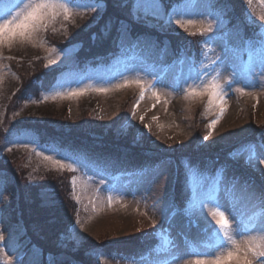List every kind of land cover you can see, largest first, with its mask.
I'll return each instance as SVG.
<instances>
[{
	"label": "rangeland",
	"instance_id": "1",
	"mask_svg": "<svg viewBox=\"0 0 264 264\" xmlns=\"http://www.w3.org/2000/svg\"><path fill=\"white\" fill-rule=\"evenodd\" d=\"M90 2L91 0H78L82 6ZM161 3L162 15H166L167 7L162 0ZM176 4H171V7L173 8ZM251 6L253 10L251 12L250 7V15L247 16L245 12L243 15L247 19L249 17L252 19L254 16L256 22H252L253 24H264V21H259V16L264 15V4L261 3V0H252ZM189 11L204 13L205 15L200 19L205 24L208 20H212L213 25L212 32L204 35L205 39L202 41V45L200 44L206 56L203 60L201 57L202 64L200 60L197 70L193 67L190 68L186 61L181 65L179 61H175V64L170 66H158L139 59H123L114 62L109 67H98L87 71L75 69L78 66L76 63L77 54L82 49V45L63 48L51 45L46 42L42 32L32 42H16L10 47L0 48V127L4 126L7 119L11 121L27 118L40 120L50 114L53 117H45V119L53 121L59 119L57 122L59 124L66 121L84 123L88 116L83 111L85 107L91 106L99 116L97 125L99 124L100 128L122 132H129L133 128L138 130L133 135L138 136L139 140L151 139L157 148L163 146L166 151L170 149L167 153L188 151L192 148L195 135L197 136L196 130H201L205 126L198 127L196 113H201L206 118V128L218 118L219 113L216 109L207 110V95L191 98L187 97V92L183 89L198 87L199 81L195 79L197 71L204 73L202 78L207 80L210 75L215 74L212 72V69L216 67L214 62L223 61L224 63L216 69L221 73V84L227 87L229 80H238L240 82L236 84V88H244V92L250 94H241L235 88L227 91L225 114L215 129L211 130L209 139L202 138L203 146L212 149L216 146L231 144L235 146L236 144L237 148H240L246 141L252 139L247 136L252 125L251 116L253 122L264 123V87L249 86L259 85L264 80L260 76L262 71L259 67L260 50L254 48L255 50L249 53L247 59L244 60L241 54L242 46L239 42L241 37H237L235 42L231 41L233 36L229 30L228 16H222L224 27H219L213 17L220 16L221 11L213 8L211 0H192ZM96 13L98 14V12H93L92 15ZM251 13L253 14L251 15ZM88 15L90 13L81 12L74 15L68 22L83 27L88 22ZM238 15L241 19H245L240 12ZM62 23L64 21L58 20L49 27L58 30ZM246 26L245 23H241L240 30ZM188 32L199 34L200 27H190ZM13 53L14 57L27 56L28 63H33V65L36 63L40 67L39 70L51 72L57 68L61 73L63 70L69 69L68 72L60 75L53 84L48 81L42 87L43 97L37 98L35 94H32L28 101L42 102L45 101L46 95L51 97L58 91L66 92L70 88H86L89 85L93 88H110L111 90L106 93L88 91L83 95L64 99L49 98L47 104L41 105L33 102L28 103L23 100L21 87L24 80L26 78L28 80L30 76L27 77L28 71H21V67L25 63L22 66L18 64L13 68L14 71L12 70L7 57L13 56ZM15 59L17 58L11 60L12 64H16ZM49 59L55 60L56 63L49 65ZM43 61L45 64H42ZM187 63H190V60ZM249 66H251V72L247 71ZM233 68H235V75L232 71ZM126 79H140L145 84L156 85L160 100L158 101L150 90L146 91L143 100H141V89L134 84L130 87L116 89L115 85ZM186 81L187 85H185ZM163 85H167V87ZM133 112H135V116H133ZM141 117H143V121L140 120ZM138 119L140 124L137 123ZM25 129L26 131L17 128L6 129L5 133L0 136V162H7L5 159L18 157V160H15V164L12 165L16 171L19 169V179L30 174V177L34 178L31 179L32 183L35 184L47 179L54 180L60 175L59 179H62L64 172L67 174L66 180H69L71 186L73 178L76 179L75 191L72 186V195L74 198L79 197L80 211L82 210V217H79V221L83 228L80 227V224H76L70 234L66 236L68 241L75 242L76 247L82 248L87 245L86 242L91 240L95 242H103L108 239L118 240L139 235L141 232L147 233V236L158 235L157 244L148 251L144 250L140 256L136 257V253L131 256H122L103 252L98 258L104 263L196 264L198 258H205L207 253L216 251L212 247L213 241L206 234L205 220L192 210L190 197L194 193H207L213 197L218 195L224 202L225 215L231 221L233 232L237 230V222L233 219V209L229 206L228 200L234 199L235 214L245 223L251 220L252 226H254L264 219V207L261 206L259 199L260 194L264 193V186L255 180L246 184L242 179H239L230 169V164L220 158V154H211L212 151H210L205 156L209 159L206 161L209 171L203 170L199 166L192 168L196 191L192 195L178 196L188 214V217L185 218L177 210L176 189L171 186L176 175V169L172 163H167L159 167L155 173L151 172V175L143 177L140 175L128 178L112 176L92 165L93 162L87 156L72 152L54 140L52 142L41 141L31 128L25 127ZM143 129L145 132L141 133ZM207 131V135H209L210 130L207 129ZM20 145H28V147ZM8 148H12V151L8 152ZM34 148L37 151H42V154L37 155L32 151ZM248 150L250 148L241 151L240 156L247 157ZM255 150L257 153L264 152L260 146L255 147ZM16 151L18 153H15ZM213 152L215 151L213 150ZM44 155H52L53 158L65 157L66 163L76 159L80 161V165L77 166L75 172L67 169L61 171L49 161H45ZM190 155L189 152L188 156H183L188 160L192 157ZM200 160L203 162L204 159ZM238 160L241 162L245 159L238 158ZM217 163H225L227 167L223 165L217 167L221 178L214 175L217 168L213 172ZM175 165L177 164L175 163ZM22 173H25L24 176ZM261 174L264 175V173ZM27 181L30 183V178ZM6 185L5 179L0 177V232L4 236V240L0 241V264H8V262L10 264H41L42 251L35 246L26 247L25 242L19 240L21 234L19 228H13L10 221L11 212L15 208H21V205L23 207V204L16 201L11 204L12 195L11 193L9 195ZM53 185L58 190L61 186L63 193L66 191L67 183L65 181L57 180ZM27 188L25 201L30 204L27 211L39 219L40 212L31 205H40L35 200L31 187L27 186ZM109 196L113 197L111 206L108 204ZM39 197L42 204H46L45 206H50L53 202L51 194L47 190H42ZM44 213L49 214L48 211H44ZM51 214L53 215L54 211ZM207 219L211 220L210 214ZM67 220L65 219V222ZM31 222L37 223L36 221ZM212 224L214 225L215 221H212ZM30 231V228L25 229V234ZM31 232L34 234L33 231ZM249 234L258 235L250 229ZM241 238L246 239L247 236ZM45 259L48 263H52L55 256L50 255L49 259Z\"/></svg>",
	"mask_w": 264,
	"mask_h": 264
},
{
	"label": "trees",
	"instance_id": "2",
	"mask_svg": "<svg viewBox=\"0 0 264 264\" xmlns=\"http://www.w3.org/2000/svg\"><path fill=\"white\" fill-rule=\"evenodd\" d=\"M162 1L169 8L171 4L180 2L181 0ZM211 1L214 9L226 12V15L223 16H228L230 20H228L230 22L229 30L233 36L231 41L235 42L237 37H241L239 40L241 45L247 28H250L252 31L259 30L258 25L253 24L256 22L254 16L252 19L249 17L250 21L243 15V12L247 16L250 15V7L251 12L253 10L251 4L247 3V0ZM106 3L107 8L103 13L92 15L93 12H88L90 13L88 15V22L83 27L82 25L75 26L68 21H64L58 30L49 27L47 32H42L46 42H49L51 45L62 48L78 44L82 45V49L77 54L76 63L78 66L75 69L87 70L88 68L109 66L114 61L121 59H139L152 65L170 66L175 64V61L181 60L182 55L187 56L191 55V53L196 55L197 64L199 65L201 57L203 60L204 56H206L203 48L201 49L202 41L205 39L202 35H190V32H185L178 27L165 25L163 20H153L151 17L137 19L131 14L134 11L133 5L135 0H106ZM239 12L245 19L239 17ZM98 16L100 17L99 19H97ZM93 21L96 22L93 23ZM241 23L247 25L245 28L242 27V30H240ZM12 55L9 56L11 59L7 57L12 70L18 64L22 66L25 63L21 67V71H28L27 77L30 76L28 80L27 78L24 80L21 87L23 89V100L40 105L47 104L49 100L37 103L35 100L28 101V98L32 94L38 96L41 84L46 85L51 77L58 75L60 69L55 68L51 72L39 70L40 67L36 63L35 65L28 63L27 56L18 55L14 57V53ZM12 57L17 58L15 59L16 64H12ZM42 64H45V62L43 61ZM83 112L88 116L84 123L80 121L75 123L66 121L59 124L57 123L59 119L54 121L45 119V117H53L52 114L50 116L45 115L40 120L27 118L11 121L7 119L4 122V126L0 127V136L5 133L6 129L17 128L18 130L26 131L25 127L31 128L41 141L49 142L54 140L58 144L70 148L75 153L87 156L95 167L101 168L112 176L125 178L139 174L141 176L149 175L151 172H155L160 165L171 162L176 169L174 181L171 183V186L176 189L175 202L180 201L178 194L183 192L184 189L187 194L192 195V188L187 186L184 188L185 177L180 160L185 158L183 155L188 156L190 152L192 157L188 159L189 163L193 167L199 166L201 169L209 171L210 169L206 162L209 159L205 156L210 151L213 152L214 150L215 152H211V154H220V158L224 159L228 152L237 147L236 144V147L231 144L216 146L212 149L203 146L202 138L207 136V129L209 128H206V118L201 113L198 114V112L196 113L198 127H202L201 125L205 126L201 130H196L197 136L195 135L192 148L188 151H175L172 153H167L170 149L166 151L163 146L157 148L151 139L145 138L139 140L138 136L133 135L138 131L136 129L132 128L129 132H122L114 131V129L100 128L99 124L97 125L99 116L91 106L85 107ZM137 123L140 124L139 119ZM251 124L248 131V134L251 136H247L255 140L262 134L264 123L258 124L253 122L251 116ZM144 132L145 130L143 129L141 133ZM15 153L18 152L16 151ZM202 158L204 159L203 162L200 160ZM5 160L7 162H0V177L4 178L7 182V191L9 195L10 193L12 195L11 204L15 201L23 204V207L21 205V208H15L11 212L10 221L13 224V228H19L21 232L19 240H23L26 247L35 246L42 251L43 258L41 264H107L102 262L101 259L96 258L92 254V251L99 249L108 254H119L122 256H131L136 253L135 256L138 257L144 250L148 251L152 246L157 244V234L147 236V233L141 232L139 235L118 240L108 239L103 242L91 240L86 242L87 245L82 248L80 246L76 247L75 242L68 241L66 236L76 226V221L77 219L79 220L82 210L80 211V205L72 195V186L69 180H66L67 174L64 172L61 177L63 180L59 179L60 175L54 180L47 179L35 184L32 183L31 179L34 178L30 177V174L19 179L20 171L19 169L16 171L12 165L15 164V160H18V157L15 156ZM230 163L235 169L234 174L239 173V178L244 179L247 183L255 180L264 186L263 174L253 170L245 162ZM24 174L22 173V176ZM25 178L27 180L30 178V183ZM57 180L67 183L64 193L61 186L58 190L53 185ZM27 186L31 187V192L40 205H31L40 212L39 219L27 211L30 205L25 201V195L28 190ZM42 190H47L51 194L53 202L50 206L42 204V200L39 197V193ZM43 210L48 211L49 214L47 215ZM53 211L54 214L52 215L51 212ZM65 219L68 220L65 222ZM31 221H36L37 223L33 224ZM27 228H30L34 234L31 231L25 234V229ZM50 255L55 256L52 263H48L45 259H49Z\"/></svg>",
	"mask_w": 264,
	"mask_h": 264
},
{
	"label": "snow or ice",
	"instance_id": "3",
	"mask_svg": "<svg viewBox=\"0 0 264 264\" xmlns=\"http://www.w3.org/2000/svg\"><path fill=\"white\" fill-rule=\"evenodd\" d=\"M192 0H184L182 3H177L166 15H162V3L161 0H136L133 5L134 11L131 13L137 19L151 17L153 20H163L165 25L178 27L185 32L189 31L190 27H200V35L204 36L207 33L212 32L213 25L212 20H208L205 24L201 16L205 15L198 11H189V6ZM250 5L252 0H247ZM264 4V0H261ZM107 8L106 0H91L87 5H81L78 0H0V48L4 46H11L16 42H32L41 32H47L50 25H53L58 20L70 21L73 16L80 14L81 12H98L103 13ZM226 15V12L221 10L220 16H214L213 19L217 21L220 28L224 27V20L222 16ZM100 17L98 16L97 19ZM259 21H264V15L259 16ZM96 21H93L95 23ZM258 29H264V24L258 25ZM190 35H196L195 32L189 33ZM260 39L255 42V46L259 47V67L262 69L260 76L264 78V33L259 32ZM206 43V42H205ZM250 50L254 51V47L251 43H248ZM55 51V49H53ZM11 59V57H9ZM251 59V58H250ZM53 59L48 60V64H55ZM216 63V67L212 69L214 75H210V78L205 80L202 77L205 75L197 71L195 77L199 81L198 87H186L187 97L195 98L199 96H208L207 110H218V118L208 125L209 135L204 136V140H208L211 135V130H214L220 119L223 118L227 104V91L231 88H235L237 92L241 94L245 93L244 88H236V84L240 81L229 80L227 87L220 82L221 73L216 69L220 67L221 62ZM47 66V65H46ZM235 75V68L232 69ZM251 72V66L247 69ZM190 79H192L190 77ZM187 81L185 85H187ZM136 85L141 89L140 99L143 100L146 91H151L152 95L159 101L160 95L156 91V85L152 83L145 84L140 79L124 80L122 83L115 85L116 89L130 87ZM167 87V85H163ZM264 87V80L259 85H249ZM110 88H93L89 85L86 88H70L66 92L58 91L51 97L45 96L44 100L49 98L64 99L74 96H79L87 93L88 91H96L100 93H106L110 91ZM186 97V98H187ZM138 107V105H137ZM18 115V114H17ZM135 116V112H133ZM143 121V117H141ZM27 148L28 145H20ZM248 155L245 159V163L252 167L253 170L264 173V152L257 153L255 146H249ZM264 149V144L261 145ZM247 149H242L244 151ZM12 148H8V152H11ZM32 151L37 155H41L42 151H37L35 148ZM233 157L237 153L230 154ZM43 159L49 161L55 165L59 170H69L72 172L77 171V166L80 165V161L72 159L70 162H65V157L53 158L52 155H44ZM187 167V166H186ZM73 191L76 187V179L71 181ZM186 186L188 184V174L185 175ZM77 203H79V197H75ZM261 206L264 207V193L260 194ZM113 203V197H108V204L111 206ZM190 203L192 210L201 216L205 220L206 234L208 238L213 241L212 247L216 251L207 253L205 258H198L196 264H264V219L259 223L252 226L251 220L245 223L244 220L239 218L234 211V199L228 200L229 206L233 209V219L237 222V230L233 232L231 221L225 215L224 202L217 195L215 197L207 193H194L190 197ZM210 214L211 220L207 219ZM254 219V218H252ZM215 221V224H212ZM76 224H80L77 219ZM83 228V225L80 224ZM249 229L258 233V235L249 234ZM247 236V238H241ZM82 239V238H81ZM4 240L3 233L0 232V241ZM10 264V262H8Z\"/></svg>",
	"mask_w": 264,
	"mask_h": 264
}]
</instances>
